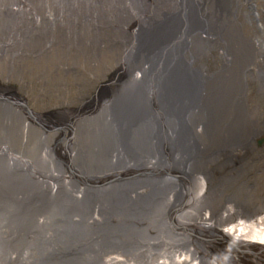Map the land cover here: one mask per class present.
<instances>
[{
  "label": "bare ground",
  "instance_id": "6f19581e",
  "mask_svg": "<svg viewBox=\"0 0 264 264\" xmlns=\"http://www.w3.org/2000/svg\"><path fill=\"white\" fill-rule=\"evenodd\" d=\"M262 74L264 0H0V264H46L43 206L60 184L58 159L69 160L66 140L76 137L73 153L85 149L111 124L128 128L127 114L154 124L179 76L191 91L187 132L201 143L182 148L172 168L195 169L167 202L183 205L185 229L170 224L157 250L102 264H264V197L240 201L239 188L233 206L229 192L211 191L222 187L217 165L233 167L264 137V110L248 98L253 81L264 91ZM87 87L102 90L62 105Z\"/></svg>",
  "mask_w": 264,
  "mask_h": 264
},
{
  "label": "water",
  "instance_id": "95a60500",
  "mask_svg": "<svg viewBox=\"0 0 264 264\" xmlns=\"http://www.w3.org/2000/svg\"><path fill=\"white\" fill-rule=\"evenodd\" d=\"M195 79L192 105L198 102L199 79ZM175 83L170 107L164 108L159 100L164 117L155 115L154 124L144 116L127 114L125 125L139 130L120 131L111 124L104 134L91 136L90 146L74 153L68 142L76 137L66 140L69 160L58 159L60 184L52 195L46 192L43 206L46 264H102L114 254L138 258L143 251L158 249L168 225L175 232L185 229L178 224L183 205L170 211L167 202L178 198L175 191L191 184L195 169L187 172V167L181 174L172 168L182 148L200 149L201 143L193 130L187 132L192 117L185 101L191 91L188 94L183 77ZM187 136L188 143L183 144L182 137ZM153 160L157 167L148 165ZM191 192L189 188L186 197ZM227 195V201L234 199Z\"/></svg>",
  "mask_w": 264,
  "mask_h": 264
},
{
  "label": "rangeland",
  "instance_id": "374dc122",
  "mask_svg": "<svg viewBox=\"0 0 264 264\" xmlns=\"http://www.w3.org/2000/svg\"><path fill=\"white\" fill-rule=\"evenodd\" d=\"M216 68L215 65H213V62L210 63V72H215ZM264 76V74H262ZM11 84L19 89L22 90V87L16 83ZM248 90V98L250 99V103L259 104L264 110V91H261L259 88V85L257 82L253 81L249 85ZM102 90V87L93 88V87H87L81 91L79 89L80 93L75 94L68 104V102H63L62 105H71L72 107H79L82 105L83 102L89 101L90 99L94 98L100 91ZM56 111V110H55ZM55 113V112H53ZM263 141L261 144H258L259 140ZM256 139H254V146L255 151L250 150L251 152L245 151V153H242L241 156L244 158L241 161H234V166L231 167H222L220 165H217L216 167V173L220 179H218L216 185L219 183H222L221 188H213L211 191H215L220 194L223 190L228 194H232L233 191H237V197H240L243 195L240 201H246L243 198L250 197L251 193L255 194L256 196H259L260 198L264 197V137L261 136ZM242 164H249L250 167H247L245 171H242L239 166ZM231 167V168H230ZM230 172V174L226 173ZM226 173V174H225ZM214 174V173H213ZM216 176V177H217ZM232 192V193H231ZM214 195L210 194L211 197L217 198V194L213 192ZM218 194V195H219ZM227 195V194H226ZM225 195V196H226ZM231 205L234 206L236 203V200H230L228 201ZM196 241H199L200 238H195ZM205 243L203 240H200V243ZM122 258V257H121Z\"/></svg>",
  "mask_w": 264,
  "mask_h": 264
},
{
  "label": "flooded vegetation",
  "instance_id": "af4514ba",
  "mask_svg": "<svg viewBox=\"0 0 264 264\" xmlns=\"http://www.w3.org/2000/svg\"><path fill=\"white\" fill-rule=\"evenodd\" d=\"M208 179V178H207ZM210 181L208 180V183H209Z\"/></svg>",
  "mask_w": 264,
  "mask_h": 264
}]
</instances>
